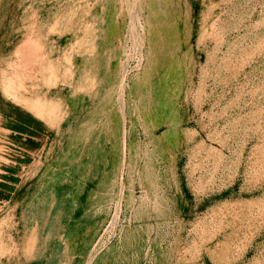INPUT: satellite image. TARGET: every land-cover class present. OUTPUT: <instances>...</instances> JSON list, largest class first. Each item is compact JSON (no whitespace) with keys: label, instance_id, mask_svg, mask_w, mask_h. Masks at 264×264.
Listing matches in <instances>:
<instances>
[{"label":"rangeland","instance_id":"1","mask_svg":"<svg viewBox=\"0 0 264 264\" xmlns=\"http://www.w3.org/2000/svg\"><path fill=\"white\" fill-rule=\"evenodd\" d=\"M0 264H264V0H0Z\"/></svg>","mask_w":264,"mask_h":264}]
</instances>
